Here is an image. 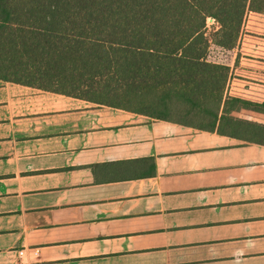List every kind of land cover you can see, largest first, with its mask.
<instances>
[{"label": "crops", "instance_id": "1", "mask_svg": "<svg viewBox=\"0 0 264 264\" xmlns=\"http://www.w3.org/2000/svg\"><path fill=\"white\" fill-rule=\"evenodd\" d=\"M225 52L213 114L0 78V264H264V15Z\"/></svg>", "mask_w": 264, "mask_h": 264}, {"label": "trees", "instance_id": "2", "mask_svg": "<svg viewBox=\"0 0 264 264\" xmlns=\"http://www.w3.org/2000/svg\"><path fill=\"white\" fill-rule=\"evenodd\" d=\"M248 13L264 15V0H0V78L32 69L75 97L213 114L210 78L229 69L211 46L233 50ZM255 135L264 145V127Z\"/></svg>", "mask_w": 264, "mask_h": 264}, {"label": "rangeland", "instance_id": "3", "mask_svg": "<svg viewBox=\"0 0 264 264\" xmlns=\"http://www.w3.org/2000/svg\"><path fill=\"white\" fill-rule=\"evenodd\" d=\"M250 14V13H248ZM214 29L215 27H213V23L209 21V24H208V33L211 34L214 32ZM242 31V30H241ZM241 34V33H240ZM240 37V36H239ZM239 41V39H238ZM238 43V42H237ZM237 45V44H236ZM236 47V46H235ZM226 50H223V51H220V48L212 45L211 46V49H210V52H209V55L213 58H216V57H221V56H231L229 53L225 52Z\"/></svg>", "mask_w": 264, "mask_h": 264}, {"label": "built area", "instance_id": "4", "mask_svg": "<svg viewBox=\"0 0 264 264\" xmlns=\"http://www.w3.org/2000/svg\"><path fill=\"white\" fill-rule=\"evenodd\" d=\"M247 16V15H246Z\"/></svg>", "mask_w": 264, "mask_h": 264}]
</instances>
